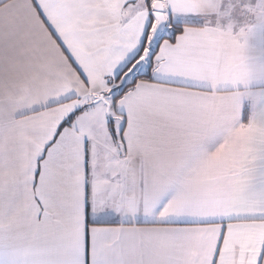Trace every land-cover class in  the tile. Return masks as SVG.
<instances>
[{"label": "snow or ice", "instance_id": "obj_1", "mask_svg": "<svg viewBox=\"0 0 264 264\" xmlns=\"http://www.w3.org/2000/svg\"><path fill=\"white\" fill-rule=\"evenodd\" d=\"M0 264H264V0H0Z\"/></svg>", "mask_w": 264, "mask_h": 264}]
</instances>
